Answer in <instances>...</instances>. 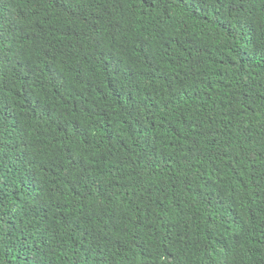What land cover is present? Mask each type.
I'll return each mask as SVG.
<instances>
[{"label":"trees","instance_id":"obj_1","mask_svg":"<svg viewBox=\"0 0 264 264\" xmlns=\"http://www.w3.org/2000/svg\"><path fill=\"white\" fill-rule=\"evenodd\" d=\"M0 264H264V0H0Z\"/></svg>","mask_w":264,"mask_h":264}]
</instances>
